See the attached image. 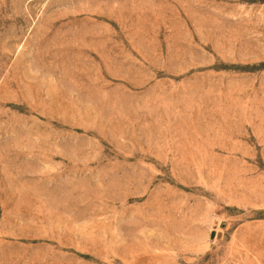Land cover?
<instances>
[{
    "label": "rangeland",
    "instance_id": "374dc122",
    "mask_svg": "<svg viewBox=\"0 0 264 264\" xmlns=\"http://www.w3.org/2000/svg\"><path fill=\"white\" fill-rule=\"evenodd\" d=\"M0 264H264V0H0Z\"/></svg>",
    "mask_w": 264,
    "mask_h": 264
}]
</instances>
